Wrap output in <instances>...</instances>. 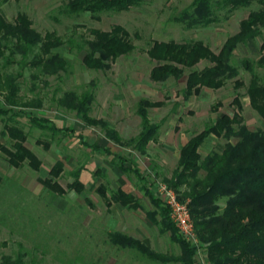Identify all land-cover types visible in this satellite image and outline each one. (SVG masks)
<instances>
[{"label": "rangeland", "instance_id": "obj_1", "mask_svg": "<svg viewBox=\"0 0 264 264\" xmlns=\"http://www.w3.org/2000/svg\"><path fill=\"white\" fill-rule=\"evenodd\" d=\"M192 1L153 0L128 11L103 12L98 15V20L91 19L86 13L78 17L66 15L63 7L68 0H19L0 6V12L10 23L17 13H23L41 36L54 32L65 42L54 52L67 61L65 72L49 77L29 65L34 54L27 55L25 60L18 52L10 55L4 51L0 56V82L3 84L8 78H14L19 87L18 106L32 103L27 108L3 105L5 114L0 116V141L9 145L1 132L4 125L16 122L27 135V147L42 163L39 172L32 171L26 164L14 169L0 155V262L3 257H10L12 261L21 257L23 264H161L135 250L113 245L108 237L111 232H120L143 242L152 251L167 257L180 254V248L171 240L170 233L159 234L158 228L150 224L142 211L108 210L96 194L95 187L101 181L109 190L121 187L134 193L146 210H155L149 198L138 190L133 173L120 172L111 165L112 156L92 152L70 135L52 136L49 131L34 126L28 115L32 113L37 118L50 119L59 128L70 127L89 144L107 145L112 152L127 159L125 165L141 170L147 186L154 191L157 183L170 179L177 169L179 149L184 142L214 122L218 115L233 114L230 105L235 96L233 81L240 79L246 85L249 79V74L240 66L241 62L255 61L259 57L260 38L252 44L239 46L232 59L239 68L238 77L226 82L220 90L202 89L200 95L188 100H184L182 94L186 73L179 80L152 82L149 72L155 63L148 59L145 51L154 41H201L212 52L218 53L225 40L238 31L239 22L257 8L252 4L230 14L220 10L218 23L205 28L185 29L176 19ZM113 25L127 30L135 49L118 58L108 70L85 69L80 47L83 40L91 39L86 30L109 31ZM36 51L34 49V53ZM208 65L202 61L196 69ZM69 91L78 95L92 92L94 100L89 116L105 122L124 140L136 138L141 131V120L136 114L138 101L163 102L162 107L148 111L150 122L160 128L156 146L149 144L145 155L116 146L100 127L86 126L75 112L56 105L55 99ZM238 92L246 127L264 131L262 120L249 106L245 89ZM0 101L3 103V96ZM37 101L41 102L40 108L32 106ZM217 102H221V106L217 113H212L210 107ZM14 113L22 116H12ZM36 140L51 145L44 151L42 146L35 144ZM231 141L235 143L237 140ZM224 142L211 136L201 146V156L219 150ZM163 143L172 148H164ZM57 160L65 165L64 174L57 180L64 189L72 181L69 173L81 169L80 181L85 187L82 194L67 191L58 196L38 183V178L48 177L49 169ZM97 170L100 172L95 173ZM29 179L34 186L27 184ZM85 199L92 205L88 206ZM174 228L181 237L175 225ZM195 259L198 264H207L203 247L198 248Z\"/></svg>", "mask_w": 264, "mask_h": 264}, {"label": "trees", "instance_id": "obj_2", "mask_svg": "<svg viewBox=\"0 0 264 264\" xmlns=\"http://www.w3.org/2000/svg\"><path fill=\"white\" fill-rule=\"evenodd\" d=\"M19 0H0V6ZM153 0H68L64 5V13L78 17L88 14L91 19L98 20L103 12L128 11ZM252 4L257 6L247 17L239 22V29L222 44L218 53H214L201 41L177 43L175 41H154L145 53L155 63L149 72L154 83H163L169 79L179 80L186 73L183 99L198 96L202 89L217 91L226 82L239 75V68L232 59L241 45L252 44L261 39L258 58L255 61L243 60L241 68L249 74L245 85L240 79L233 81L235 96L231 102L233 114L218 115L216 120L207 124L198 134L192 136L181 148L178 167L170 179H163L168 187L179 194L180 202L186 204L194 225L197 239L205 249L207 264H264V131L249 130L242 117L240 89H245L250 108L259 116L264 124V0H193L176 19L185 29L205 28L220 20L218 12L225 10L230 14L239 9H247ZM226 18V17H225ZM91 39L83 40L82 65L90 71H105L121 56L130 54L134 49L130 34L120 25H113L109 31L98 29L86 30ZM65 45V42L54 32H46L43 36L32 28V21L23 13H17L12 23L8 22L0 12V56L4 51L13 55L18 52L25 60L27 55L34 54L29 62L42 75L56 76L65 72L67 61L54 50ZM34 49L37 51L34 53ZM7 60V59H6ZM8 61V60H7ZM206 61L209 65L198 70L196 66ZM261 71V72H259ZM1 83V82H0ZM19 87L14 78H8L0 85V116L5 114L4 106L30 107L32 104L19 105ZM94 100L92 92L76 94L66 92L55 103L75 112L86 126L100 127L107 139L121 148H131L143 154L146 146L157 135L159 125L150 122L148 111L160 108L163 102H151L147 99L138 101L136 114L141 120V131L136 138L124 140L100 119L89 116L90 106ZM18 102V103H17ZM35 108L41 107L37 101ZM221 102L210 107L217 113ZM7 110V109H6ZM12 116H22L12 114ZM30 122L47 130L52 136L70 135L81 145L92 152H100L112 156L111 165L120 172L133 173L141 183L138 190L147 196L155 210L143 209L140 201L132 194L124 192L120 187L109 190L101 181L95 187L96 194L109 208L118 204L131 210H142L147 220L158 228L159 234L169 232L171 240L180 248L177 256H165L149 249L140 241L120 232L108 234L110 242L120 248L135 250L149 260L161 264H198L197 249L178 236L170 221L168 208L152 193L138 170L132 169L124 156L110 151L97 143H87L81 134L70 127L59 128L50 119L28 115ZM9 145L0 141V155L5 157L8 165L14 169L26 164L32 171L39 172L41 161L27 147V135L15 122L4 125L1 132ZM225 141L219 150L211 151L204 157L200 154L201 146L210 138ZM52 138V137H51ZM236 139L233 143L231 140ZM44 151L50 147L47 141L36 140ZM63 161L57 160L49 169L48 177L38 178V183L46 190L58 196L67 191L82 194L85 190L80 181L81 169L71 171L72 181L64 189L58 179L64 174ZM97 170L95 173H99ZM162 182V183H163ZM1 184V178H0ZM184 191H180L181 188ZM85 203H92L85 199ZM223 203V206L220 205ZM0 264H23L21 257L14 261L3 257Z\"/></svg>", "mask_w": 264, "mask_h": 264}, {"label": "built area", "instance_id": "obj_3", "mask_svg": "<svg viewBox=\"0 0 264 264\" xmlns=\"http://www.w3.org/2000/svg\"><path fill=\"white\" fill-rule=\"evenodd\" d=\"M154 191L169 209L170 219L177 227L180 236L198 250L200 244L186 204L180 202L177 193L162 182L157 183Z\"/></svg>", "mask_w": 264, "mask_h": 264}, {"label": "crops", "instance_id": "obj_4", "mask_svg": "<svg viewBox=\"0 0 264 264\" xmlns=\"http://www.w3.org/2000/svg\"><path fill=\"white\" fill-rule=\"evenodd\" d=\"M160 129V128H159ZM158 132H159V130H158ZM158 132H157V135H156V137H155V139L153 140V141H150L149 143H148V145L149 144H151L152 146H156V141H157V136H158ZM118 133V132H117ZM119 134V133H118ZM120 137H121V135H120ZM122 138V137H121ZM188 141V140H187ZM187 141L186 142H184L182 145H181V147H180V149H179V155H180V150H181V148L187 143ZM93 144V143H92ZM148 145L146 146V149L148 148ZM99 146H101V147H104V148H108V146L106 145V146H102V145H99ZM119 147V146H118ZM163 147L164 148H166V149H169V148H172L171 147V145H165L164 143H163ZM110 149V148H109ZM128 149H130V148H128ZM145 149V151H147ZM111 151V150H110ZM145 151H144V153L142 154V155H145ZM112 152V151H111ZM114 153V152H113ZM138 153V152H137ZM118 155H120V154H118ZM178 159H179V157H178ZM137 168V167H136ZM136 170H138L139 171V173L141 174L142 172H141V170H139V169H136ZM143 177H144V181L146 182V178H145V176L143 175V174H141ZM137 182H138V185H137V188H139V186L141 185V183L143 182H139L138 180H137ZM27 184L29 185V186H34L33 185V182H32V179H29L28 180V182H27ZM143 184V183H142ZM121 188V187H120ZM122 189V188H121ZM123 190V189H122ZM124 192H126V193H132V192H128V191H125V190H123ZM152 191V190H151ZM152 193L155 195V197L156 198H158V196L156 195V193H155V191H152ZM133 195H134V193H132ZM135 196V195H134ZM136 197V196H135ZM137 198V197H136ZM138 199V198H137ZM159 199V198H158ZM139 200V199H138ZM160 200V199H159ZM161 201V200H160ZM141 203V202H140ZM115 206V207H114ZM113 208H115V209H120V210H125V211H128V210H131V209H129V208H127V207H122V206H120V205H118V204H112L109 208H107L108 210H112ZM143 209H145L144 207H143ZM138 210H140V209H138ZM146 210V209H145ZM132 211H134V210H132ZM137 211V210H136ZM140 211H142V210H140ZM143 212V211H142ZM144 213V212H143ZM151 224V223H150ZM141 243H143V242H141ZM144 244V243H143ZM145 245V244H144ZM147 246V245H146ZM148 247V246H147Z\"/></svg>", "mask_w": 264, "mask_h": 264}]
</instances>
